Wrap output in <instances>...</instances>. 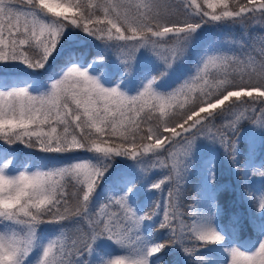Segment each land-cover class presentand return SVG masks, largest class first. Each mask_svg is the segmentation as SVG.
<instances>
[{
	"label": "snow or ice",
	"instance_id": "snow-or-ice-1",
	"mask_svg": "<svg viewBox=\"0 0 264 264\" xmlns=\"http://www.w3.org/2000/svg\"><path fill=\"white\" fill-rule=\"evenodd\" d=\"M80 33L101 45L91 58L65 51ZM141 54L155 67L133 84ZM242 121L264 128V0H0V264H161L170 248L185 264H264V219L248 241L238 217L231 244L221 230L215 165L186 204L203 138L264 218Z\"/></svg>",
	"mask_w": 264,
	"mask_h": 264
},
{
	"label": "trees",
	"instance_id": "trees-1",
	"mask_svg": "<svg viewBox=\"0 0 264 264\" xmlns=\"http://www.w3.org/2000/svg\"><path fill=\"white\" fill-rule=\"evenodd\" d=\"M198 3H203V0H198ZM23 7V5H21ZM253 35L257 34L256 30H250ZM221 35L225 39H230L232 36L239 38L241 36V30L239 27L234 28L230 33H219L215 29H209L205 32V38ZM79 40L69 41L65 45V51L69 52L75 49V54L83 58H91L97 54L101 48L99 42L93 41L91 38L84 37L83 33L79 34ZM110 70L115 74L120 72V68L117 66V61L114 57L109 56L107 58ZM153 63L149 58L141 54L138 57V66L135 70L134 77L131 83H135L145 71L154 69ZM153 74L155 72L153 71ZM176 73L172 74L174 79ZM118 78V77H117ZM181 99H183L181 97ZM228 103V102H226ZM217 124H221V121H217ZM237 146L239 149V159L243 163L245 158H249L254 161L256 165H260L264 161V128L254 126L249 121H242L239 126V130L236 133ZM17 157L21 160H29L33 157L29 155L30 150L23 148L22 146L14 149ZM215 165L216 172V188L209 191L217 192V203L222 208V215L219 217V224L221 230L228 232L229 240L232 243V234L229 231L231 221L233 217L239 218L238 235L243 241H248L255 238L257 235L256 223L251 219V215L248 209L247 202L244 197V183L240 179L236 169L232 166L230 160L224 155L223 149L218 144H212L211 142L201 138L197 142V148L193 156V170L190 172L189 180L190 184L186 185V204H191L192 197L196 195L195 187L198 184L207 183L208 169ZM114 168H120V164H115ZM254 184L262 190L264 188V177L253 176ZM109 179H111L109 177ZM104 186L102 185V188ZM166 191L163 195L161 193H154V198L157 200H163L166 197ZM150 199L147 187L143 189V193L140 197L141 206L144 207V202ZM264 219L260 216L259 218ZM161 264H185L183 254L179 250L167 249L161 254ZM216 255L219 259L226 260L227 257L221 252L217 251Z\"/></svg>",
	"mask_w": 264,
	"mask_h": 264
},
{
	"label": "rangeland",
	"instance_id": "rangeland-1",
	"mask_svg": "<svg viewBox=\"0 0 264 264\" xmlns=\"http://www.w3.org/2000/svg\"><path fill=\"white\" fill-rule=\"evenodd\" d=\"M248 186L250 188V190L254 193H259L261 191V189H259L253 182V179L250 178V180L248 181ZM244 197H245V200L247 202V205H248V209H249V212H250V215H251V219L254 221V223H259L260 221V214L256 212L255 208L251 206V204L248 202V198L246 197L245 195V192H244ZM228 242V241H227ZM229 244H231L230 242H228ZM219 251V250H217ZM220 252V251H219Z\"/></svg>",
	"mask_w": 264,
	"mask_h": 264
}]
</instances>
